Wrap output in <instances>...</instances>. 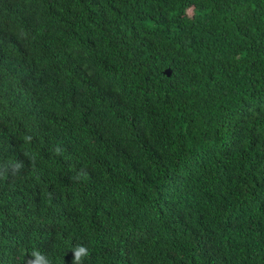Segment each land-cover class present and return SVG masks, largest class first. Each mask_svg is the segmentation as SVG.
I'll list each match as a JSON object with an SVG mask.
<instances>
[{"label":"trees","instance_id":"obj_1","mask_svg":"<svg viewBox=\"0 0 264 264\" xmlns=\"http://www.w3.org/2000/svg\"><path fill=\"white\" fill-rule=\"evenodd\" d=\"M80 244L264 264V0H0V264Z\"/></svg>","mask_w":264,"mask_h":264},{"label":"clouds","instance_id":"obj_2","mask_svg":"<svg viewBox=\"0 0 264 264\" xmlns=\"http://www.w3.org/2000/svg\"><path fill=\"white\" fill-rule=\"evenodd\" d=\"M59 152V149H57ZM89 256V251L86 245H76L72 249L73 264H85V259ZM28 264H51V261L46 255L37 249H33L30 253Z\"/></svg>","mask_w":264,"mask_h":264},{"label":"water","instance_id":"obj_3","mask_svg":"<svg viewBox=\"0 0 264 264\" xmlns=\"http://www.w3.org/2000/svg\"><path fill=\"white\" fill-rule=\"evenodd\" d=\"M165 75L168 76V77H171L172 76V70L171 69H167L165 71Z\"/></svg>","mask_w":264,"mask_h":264}]
</instances>
